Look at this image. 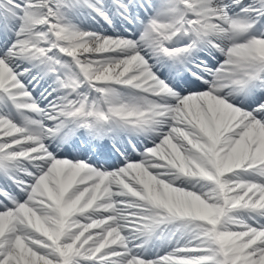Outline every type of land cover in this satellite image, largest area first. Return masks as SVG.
Listing matches in <instances>:
<instances>
[{
  "label": "snow or ice",
  "instance_id": "snow-or-ice-1",
  "mask_svg": "<svg viewBox=\"0 0 264 264\" xmlns=\"http://www.w3.org/2000/svg\"><path fill=\"white\" fill-rule=\"evenodd\" d=\"M0 264H264V0H0Z\"/></svg>",
  "mask_w": 264,
  "mask_h": 264
}]
</instances>
